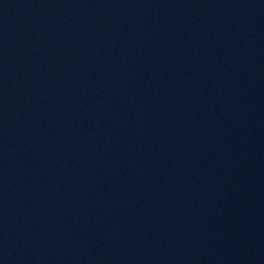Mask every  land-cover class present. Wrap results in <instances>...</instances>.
Returning a JSON list of instances; mask_svg holds the SVG:
<instances>
[{
  "label": "water",
  "instance_id": "95a60500",
  "mask_svg": "<svg viewBox=\"0 0 264 264\" xmlns=\"http://www.w3.org/2000/svg\"><path fill=\"white\" fill-rule=\"evenodd\" d=\"M0 264H264V0H0Z\"/></svg>",
  "mask_w": 264,
  "mask_h": 264
}]
</instances>
